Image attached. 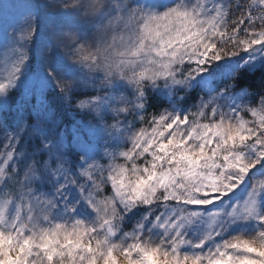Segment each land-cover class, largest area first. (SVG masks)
<instances>
[{"label":"snow or ice","instance_id":"6c2138e0","mask_svg":"<svg viewBox=\"0 0 264 264\" xmlns=\"http://www.w3.org/2000/svg\"><path fill=\"white\" fill-rule=\"evenodd\" d=\"M264 264V0H0V264Z\"/></svg>","mask_w":264,"mask_h":264},{"label":"rangeland","instance_id":"374dc122","mask_svg":"<svg viewBox=\"0 0 264 264\" xmlns=\"http://www.w3.org/2000/svg\"><path fill=\"white\" fill-rule=\"evenodd\" d=\"M114 256L117 259V264H124V260H123L122 256H120L119 254H116V253H114Z\"/></svg>","mask_w":264,"mask_h":264}]
</instances>
